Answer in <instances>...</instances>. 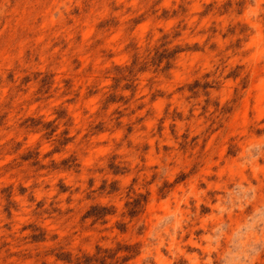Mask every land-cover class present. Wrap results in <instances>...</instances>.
<instances>
[{"label": "rangeland", "instance_id": "1", "mask_svg": "<svg viewBox=\"0 0 264 264\" xmlns=\"http://www.w3.org/2000/svg\"><path fill=\"white\" fill-rule=\"evenodd\" d=\"M0 264H264V0H0Z\"/></svg>", "mask_w": 264, "mask_h": 264}]
</instances>
